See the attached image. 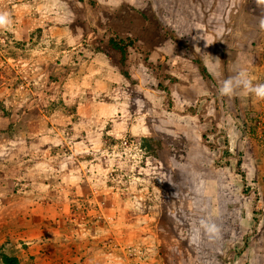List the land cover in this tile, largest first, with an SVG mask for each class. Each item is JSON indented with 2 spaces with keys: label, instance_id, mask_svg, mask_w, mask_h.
Wrapping results in <instances>:
<instances>
[{
  "label": "rangeland",
  "instance_id": "374dc122",
  "mask_svg": "<svg viewBox=\"0 0 264 264\" xmlns=\"http://www.w3.org/2000/svg\"><path fill=\"white\" fill-rule=\"evenodd\" d=\"M238 4L0 0V264H234L264 223V100L219 94L264 84Z\"/></svg>",
  "mask_w": 264,
  "mask_h": 264
},
{
  "label": "clouds",
  "instance_id": "9594fccd",
  "mask_svg": "<svg viewBox=\"0 0 264 264\" xmlns=\"http://www.w3.org/2000/svg\"><path fill=\"white\" fill-rule=\"evenodd\" d=\"M258 3H264V0H258ZM11 25L12 20L9 14L0 12V29H10ZM260 27L264 29V21H261ZM241 89L248 94H252L256 99L264 100V84H254L253 79L245 71L224 79L222 86L219 88V94L232 98L239 95ZM201 230L209 240L218 239L221 234L219 225L204 218L199 222V228L193 236V242L198 238Z\"/></svg>",
  "mask_w": 264,
  "mask_h": 264
},
{
  "label": "crops",
  "instance_id": "0c3cea01",
  "mask_svg": "<svg viewBox=\"0 0 264 264\" xmlns=\"http://www.w3.org/2000/svg\"><path fill=\"white\" fill-rule=\"evenodd\" d=\"M255 1L258 2V0H239L238 9H237V13H236V16H237L236 21L239 19L240 16L241 17L243 16L242 13H244L246 15L247 12L249 13V12L254 11L253 9H248V7L246 8V6L243 5V3L255 2ZM258 5H259V3H258ZM249 7H251L250 4H249ZM232 24H234V23H232ZM63 30H64V28H63ZM64 45H65V43L62 40L60 49H61V53H62L63 57H65L64 56V54H65ZM63 60H64V58H63ZM239 226L241 227V225H239ZM240 238H242L241 235H238L237 243L239 245H240V240H241ZM263 239H264V223L262 221L256 222L255 223L254 236H252L251 238L248 239L249 247L248 248L244 247L241 252H239L238 254H235V257H233L234 258V264H264V249H263V247L261 249L260 245H259V240H263ZM179 257H180L179 264L185 263V260H184L185 256H182L179 254Z\"/></svg>",
  "mask_w": 264,
  "mask_h": 264
},
{
  "label": "trees",
  "instance_id": "16d2710c",
  "mask_svg": "<svg viewBox=\"0 0 264 264\" xmlns=\"http://www.w3.org/2000/svg\"><path fill=\"white\" fill-rule=\"evenodd\" d=\"M118 47L119 45H115ZM4 264H18V261L16 259H5Z\"/></svg>",
  "mask_w": 264,
  "mask_h": 264
}]
</instances>
